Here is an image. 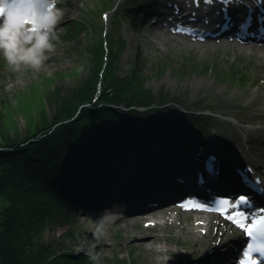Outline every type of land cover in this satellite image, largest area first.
<instances>
[{
  "label": "rangeland",
  "instance_id": "obj_1",
  "mask_svg": "<svg viewBox=\"0 0 264 264\" xmlns=\"http://www.w3.org/2000/svg\"><path fill=\"white\" fill-rule=\"evenodd\" d=\"M141 4V0L137 3L134 0H63L58 6L64 13L57 26L59 43L56 44L55 51L48 54L50 58L39 71L31 68H23L20 72L13 71L7 66L0 53V112L5 115V123L9 124L3 127L0 117L1 130L10 138L22 139L28 136L31 131L29 129L31 113L38 115L39 109L44 105L48 122L54 120L57 114L56 106L55 102L48 100L47 92L58 88L61 93L66 94L82 80L93 76L96 67L94 57L85 51V46L90 43L96 44L100 36L108 39V34L117 29L120 38L124 39V46L122 49L119 48L117 60L114 62L115 73L119 77L137 74L142 79L143 88L149 90L155 96L154 99L159 98V94H167L166 103L173 105L164 106L158 111L163 114L161 111L169 107L177 112L176 116H172L166 109L163 117L165 119L163 124L167 127H169L167 122L177 123L178 132L176 130L177 133L167 137L169 146H174L171 147L173 150H176L178 143L182 141V133L188 131L186 123L192 115L199 122H207L208 128L214 127L213 130L221 133L222 136L229 135L236 139L237 134L240 133L248 136L243 129H250L256 132L249 135L250 140H253L252 135H256L264 149V107L258 104V100L264 97L263 54L228 42L194 43L181 37L171 36L159 28L162 24L160 21L152 22L151 19L142 18L137 14L140 13ZM81 18L85 19L82 21L83 26L75 23ZM70 24H73L72 29ZM80 26L81 30H79ZM114 32L116 30L112 34ZM105 47L109 58L103 70L104 74L112 62L110 50L107 48L108 42ZM224 72H237V76L240 77L242 74L245 80L236 78L224 81L221 75ZM33 84L39 86V89L32 86ZM35 90L39 91L37 95ZM209 104L215 105L216 111L214 109L208 111L209 108L205 107H210ZM148 128L141 126L140 135L135 137L132 136L135 130L124 133L120 141L123 142L124 139L127 141L121 143L119 152H115L117 149H114L113 158L117 159L128 143L138 145L148 142L146 145L149 147L154 140L162 139L155 131L154 133L148 131L150 130ZM34 129L36 130V127ZM217 137L215 133L216 140ZM191 144L193 153L200 143L193 141ZM202 147L207 146L203 144ZM263 154L264 152L258 155ZM259 160L262 162L261 159ZM110 168L109 165L107 169ZM125 186L123 184L121 187ZM93 188L94 185L85 193H92ZM126 192L123 190L124 194ZM123 193L117 192V195L122 196ZM108 194L111 193L106 192V195ZM122 201L127 199L122 197ZM5 203V200L0 199V211ZM66 204L68 202L64 203L65 206L59 204V212L44 236L48 241L55 240V247L61 249L60 251L83 254L81 249L95 245L102 264H132V262L158 264L150 259V254L144 248H141L145 246H139L136 239L127 235L124 228L152 226L154 223L145 224V221L152 220L149 216L140 218L138 215L125 214L121 209H117L116 213L122 218V223L116 226L111 219L106 238L97 241L92 235V229L101 213L93 211V208L77 207L78 209L71 210L69 207L73 204L69 207ZM99 210L103 212L105 209ZM175 214L180 216L174 211L171 214H164L165 216L160 219L165 218L164 223L167 225L174 224L177 232H181L180 228H190L192 232L180 234L188 239L186 242H192L200 235H204L201 230L194 229L195 214H186L184 218L174 221V216H177ZM214 218L209 234L211 236H205L202 243H193L189 248L174 243L167 249L164 238L160 237L161 227H150L148 238H152L154 234L158 235L155 245L162 250L161 256L171 257L167 264L186 263L188 258L197 256L189 257V253L196 250L201 256L205 252V248L201 247L208 241H211V245L224 244L226 239L224 234L227 231L231 233L229 231L231 228H226L223 223L217 226ZM159 224L162 226L161 223ZM235 231L238 233L237 229ZM168 251L169 253H166Z\"/></svg>",
  "mask_w": 264,
  "mask_h": 264
},
{
  "label": "trees",
  "instance_id": "obj_2",
  "mask_svg": "<svg viewBox=\"0 0 264 264\" xmlns=\"http://www.w3.org/2000/svg\"><path fill=\"white\" fill-rule=\"evenodd\" d=\"M83 20L75 23L83 26ZM114 30L108 34V39L100 36L96 44L85 46V51L94 57L93 76L82 80L66 94L58 88L47 92L48 100L55 102L54 120L48 122L44 105L38 115L31 113L28 136L10 138L0 127V199L6 202L0 211V264H92L85 254L57 249L55 240L45 239V232L56 218L59 204L65 206L68 202L67 207L72 204L71 195L79 178L93 172L95 165L101 166L104 159L119 148L120 136L129 130L141 131L143 125L136 119L144 121L149 111L156 112L167 102L166 93L159 94L155 100V96L143 88L137 74L116 75L114 62L119 48L124 46V39ZM107 42L112 62L104 74L109 58L105 52ZM230 77L244 79L242 74L238 77L236 73ZM32 86L39 89L36 84ZM38 92L35 90V95ZM154 103L159 106L153 111L149 107ZM114 105L140 108L130 107L124 112ZM166 109L171 110L173 116L177 113L175 109ZM0 117L3 127H7L3 112ZM158 121L151 125L155 131L166 133L163 120Z\"/></svg>",
  "mask_w": 264,
  "mask_h": 264
},
{
  "label": "bare ground",
  "instance_id": "obj_3",
  "mask_svg": "<svg viewBox=\"0 0 264 264\" xmlns=\"http://www.w3.org/2000/svg\"><path fill=\"white\" fill-rule=\"evenodd\" d=\"M174 2L178 3L177 0H174ZM198 2L199 3H194V2H191L189 0L188 3H186V9L187 10L184 13V15L187 18L189 16L194 15L198 19L203 20L204 24H202V26H205V30L207 32H209L212 24H209L208 20H211V21L214 20V19H212V15H217V16L221 15L219 10H218L219 2H218V0H211L210 3L208 2V0H200ZM201 3L205 5L203 13L196 12L195 14H192V7H190L189 4H193V5L198 6ZM231 3H233V1ZM168 11L171 14H176L175 12H173L174 10H172V9H168ZM168 11H166V12H168ZM202 14H204V16ZM232 14H233V10H232ZM218 28H219V26H218ZM214 34H215V31H214ZM212 38H213V35H212ZM245 49H249V50H253V51H256V50L260 51L264 56V48H258V47L248 45V46H245ZM233 73H237V72H229V73L224 72L223 74H221L222 79L224 81L231 79L230 75ZM258 104H260L261 106L264 107V97H262V100H258ZM261 109H262V107H261ZM165 110L161 111L163 114L159 113L160 111H156V112H150V113H148L149 115L144 116L143 125H144L145 129H147L149 126L155 125L157 122V119H162L164 117V114H165L164 112H166ZM169 111H171V110H169ZM159 114H161V115H159ZM147 116H149V118L145 119V118H147ZM206 124L209 126V124L207 122H206ZM152 128H153V126H152ZM174 130H175V125H174ZM243 130H244V132L248 133V136L245 133H242V134L240 133V134H237L236 139H235L229 135H226V136L219 135L217 137V141L214 137H211L205 141V144L210 142L209 143V145H210L213 143L212 146L215 147L216 149H218L219 152H221L222 160L225 162L224 164H226L227 167L232 165L234 162H238V164L240 165L241 161L243 159H246L247 163H248L249 160H251V156H253L254 159H252V162L250 163L251 167L253 168V166L255 165V163L258 160L257 159V157L259 156L258 154L264 152V149L260 150L261 146H263V145H261V142L258 140L256 135H252L251 138L253 140H250L249 135L254 134L256 132H252L250 129H247V128H244ZM177 132H178V130H177ZM170 133H172V132H170ZM233 141H236L239 144L236 145L237 143L235 142V144H234ZM135 146H137V147H135ZM148 148L149 147L145 143H143V144L139 143L138 145H131L130 143H128L126 148L124 147V150L121 152L120 155H118V158L116 159V161H114V162H112V164H110L111 170L109 171V177L107 179L103 178V184L105 185V188L103 190L102 196H105L106 191H108V190L111 194H114L118 190V188H120L122 186V183L125 184L128 182L129 179L132 178L131 175L136 173V171H134V168H133V166H134V163L132 162L133 157L134 156L137 157L138 154H140L141 157L144 156V154ZM251 149H253L252 152H257L259 150L260 151L258 154H252V155L246 154V150L250 152ZM227 156H230L232 158L231 163H229L228 159L226 158ZM183 157L184 156L181 155V152H177V153H174L172 158H174V160L175 159L179 160ZM153 158H155V157L153 156ZM153 158H150V159L152 160ZM85 160H87V159H85ZM134 160H135L134 162L138 163V160H140V159L135 158ZM139 162H141L142 165L144 163H146L143 160L139 161ZM156 162H157L156 158H155V161L153 159V162L151 164V168L155 167L154 163H156ZM262 164H264V162ZM144 165H147V164H144ZM222 165H223V163H221L220 166H222ZM192 167L194 169H197L200 167L198 160L195 157L192 160H190L189 162H186L184 164V167L180 168V171L185 172L189 168H192ZM95 169H97V165L94 166V170ZM175 172H176L175 170H172L170 175H173V173H175ZM94 173H95V171L87 173L86 175L88 178H91V176L94 175ZM106 181H107V183H106ZM225 182H226L225 179H222L221 181L215 179V181H211L210 184L212 187L223 189L226 186ZM245 182H247L246 179L245 180L239 179L238 181H236V183H239V184H243ZM130 191L131 190H128V192H126V194L123 193L121 195H125L126 197H129L135 190L131 194H129ZM135 194L137 197L138 196L137 192H135ZM107 197H108V200L106 201V203H109V200H113V198H110L109 195ZM130 202H132L133 205H135V204H139V203L143 202V199L138 196L137 201L135 200V201H130ZM116 203L122 204L127 209H131L133 207V205H128L126 202H125L126 203L125 204L122 201H116ZM262 205L263 204H261L260 206H262ZM116 212H117L116 210H111V212H110L111 219H113V222L115 223L116 226H119L123 220L121 217L118 216V214ZM213 215L214 214H210V213H204V212L198 213V212H196L195 218L193 219L194 229L197 231L201 230L200 232L203 233L204 235H200L199 237L195 238V240L192 242H186V241H188V239H186V237L181 236L180 234L181 233L188 234L189 232H192V230L190 228H188V229L180 228L181 232H177V227L174 224L167 225L166 223H164L165 221H162L159 219V218H162L165 216L164 211H162V210L157 211L156 208L154 209V208H150V207H145L144 212L142 213L143 217L149 216L150 217L149 219L153 220L154 224L152 226L161 227L160 228V230H161L160 237L164 238L165 245H167L165 247H167V249H169L171 244H174V243H175V245H178V246L185 245L188 248L193 243L194 244H197L199 242L202 243L205 239V236H207V235L211 236L209 234L211 233V230H212V217H213ZM177 218H179V220L181 219V217L176 216L175 220H177ZM159 223H161L162 226H160ZM152 226L151 225L149 227L138 226L137 228H133V229H129L128 226H125L124 228L126 229L125 231L127 232V235H130L132 238H135L136 241L139 243L138 244L139 246H145V247L147 246L146 248L145 247H141V248H144L150 254V259L152 261L154 260L155 263H158V264H167L168 259H170L171 257L167 256V255L161 256L162 250L157 248V245H155V241L159 238L158 235L154 234L152 238H148L149 229ZM202 230H207V233L202 231ZM174 231H176V233ZM239 236H240V233L238 235H236L235 238H238ZM181 237L184 239H181ZM208 243L211 244V241H208ZM243 247L245 248V245L242 247H238L239 251L236 250L237 246L229 247V249H228L229 253L225 256H227V258H230V260H231V258H233V254L240 253L243 250ZM169 251L166 253H169ZM238 256H239V254H238ZM225 258L226 257H221L220 261H222V262L225 261ZM215 261H216V259L212 255H209L207 257V264H209V263L214 264ZM99 264H102L101 261H99ZM136 264H138V263H136ZM199 264H202V263H199Z\"/></svg>",
  "mask_w": 264,
  "mask_h": 264
},
{
  "label": "clouds",
  "instance_id": "obj_4",
  "mask_svg": "<svg viewBox=\"0 0 264 264\" xmlns=\"http://www.w3.org/2000/svg\"><path fill=\"white\" fill-rule=\"evenodd\" d=\"M63 0H0V53L7 66L20 72L23 68L41 70L59 43L57 26ZM51 75V73H48ZM111 214L105 209L96 218L92 235L100 241L107 236ZM92 264H99L100 253L92 245L81 249Z\"/></svg>",
  "mask_w": 264,
  "mask_h": 264
},
{
  "label": "snow or ice",
  "instance_id": "obj_5",
  "mask_svg": "<svg viewBox=\"0 0 264 264\" xmlns=\"http://www.w3.org/2000/svg\"><path fill=\"white\" fill-rule=\"evenodd\" d=\"M210 3L211 0H208ZM228 0H225L227 3ZM241 201H245V197H240ZM264 211V210H262ZM233 220L239 227L245 230L246 235L251 238L254 234H259L264 236V216H254L251 218V223H249V216H246L243 212H237L232 216L228 217ZM253 251L257 253V256H264V245L259 248H253L251 242H249L245 249L240 264H264V259H254L252 256Z\"/></svg>",
  "mask_w": 264,
  "mask_h": 264
}]
</instances>
